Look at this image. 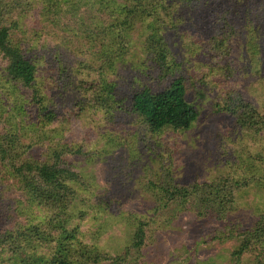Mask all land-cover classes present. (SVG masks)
<instances>
[{"label":"rangeland","instance_id":"374dc122","mask_svg":"<svg viewBox=\"0 0 264 264\" xmlns=\"http://www.w3.org/2000/svg\"><path fill=\"white\" fill-rule=\"evenodd\" d=\"M138 1L0 0V20L36 69L33 87L23 88L0 55V135H14L23 158L55 163L75 181L66 207L28 209L2 175L0 236L39 224L46 240L38 250L51 257L55 238L72 233V264H264V243L233 256L239 234L264 215V138L237 120L248 106L264 115V0H170L169 13L156 17L165 64L145 43L151 16L129 12L149 9ZM175 78L197 120L151 133L129 111L130 98ZM110 81L118 98L107 108ZM38 112L53 122L37 126ZM212 185L235 187L234 202L214 196ZM164 188L195 189L198 202L171 205ZM215 197L220 206L207 203ZM139 223L144 240L134 249ZM9 252L0 264L12 263Z\"/></svg>","mask_w":264,"mask_h":264},{"label":"trees","instance_id":"16d2710c","mask_svg":"<svg viewBox=\"0 0 264 264\" xmlns=\"http://www.w3.org/2000/svg\"><path fill=\"white\" fill-rule=\"evenodd\" d=\"M58 1V0H57ZM145 0L138 1L144 2ZM147 1V0H146ZM148 0L149 9L144 7H136L129 12L131 15L141 17L148 13L152 20L147 24L150 31L146 37L145 43L147 49L155 54L158 60L166 62L169 51L167 45L156 26V17L158 10L167 14L171 10L170 0ZM168 1V2H167ZM191 1V0H186ZM193 1V0H192ZM150 12L153 14L151 15ZM130 15V16H131ZM238 15V14H237ZM124 31L128 30L131 23L124 19ZM253 38V36H252ZM251 38V39H252ZM250 39V40H251ZM250 44V41H249ZM0 55L6 61L5 71L11 80L17 82L23 88L31 89L36 81V69L34 65L25 58L21 49L13 44L9 28L0 20ZM160 64V63H159ZM106 93L102 98V104L107 108L118 98L115 84L110 81L103 87ZM41 103L40 99L37 101ZM247 108V106H246ZM246 110V109H245ZM247 112L242 113L238 123L246 131L252 133L250 136L254 139L264 138V115H260L255 108H247ZM129 111L136 115L141 122L147 127L151 133H159L166 129L172 130H188L197 120L198 114L196 109L186 100V88L181 78H175L170 85L159 92H152L149 89H143L133 93L130 98ZM36 125H49L53 122L50 113L41 115L38 112ZM17 130V129H16ZM14 140V135H0V177L5 175L13 185L17 186L22 196L26 199L28 209L35 204L37 208L46 209L49 205L60 204L66 205V193L70 191V183H75L73 175L65 168L57 167L55 163L34 162L22 157L20 147ZM19 140V139H18ZM12 142V143H11ZM18 154V155H17ZM253 178V177H252ZM251 179V178H247ZM264 182V173H263ZM264 186V185H262ZM210 187L213 195L223 194V202L226 198L229 202H234L233 196L235 187L223 185L205 186ZM213 187V188H212ZM195 190V189H194ZM193 189L172 188L162 191L167 203H171L176 207H182L186 203L198 202L195 198L196 193ZM214 203L220 206L219 198L207 199V203ZM226 211H230L227 208ZM63 220L62 223H64ZM60 222V221H59ZM62 225V224H61ZM41 225L27 224L26 227L4 232L0 236V257L6 252L10 253L11 264H72L75 263L69 256V250L66 243L75 236L72 233L61 234L62 240L55 238V246L52 249L51 257L41 256L38 249L43 246L46 238L42 232ZM63 228V227H62ZM6 231V230H5ZM6 236H8L7 239ZM241 236L240 245L237 247L233 256L239 258L252 245H262L264 243V215H262L257 226L252 231H245L239 234ZM144 231L143 224L139 223L132 237V248L139 249L143 245ZM5 240V241H4ZM10 240L8 245H2L4 241ZM54 241V240H53ZM9 250V251H8ZM40 255V256H39Z\"/></svg>","mask_w":264,"mask_h":264}]
</instances>
